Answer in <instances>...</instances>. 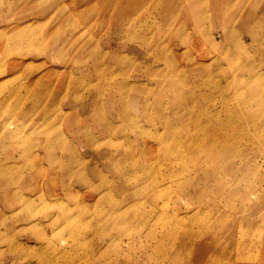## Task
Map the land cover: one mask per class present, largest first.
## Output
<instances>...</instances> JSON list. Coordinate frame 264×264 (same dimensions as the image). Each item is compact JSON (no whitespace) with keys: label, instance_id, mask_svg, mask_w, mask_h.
<instances>
[{"label":"rangeland","instance_id":"374dc122","mask_svg":"<svg viewBox=\"0 0 264 264\" xmlns=\"http://www.w3.org/2000/svg\"><path fill=\"white\" fill-rule=\"evenodd\" d=\"M0 264H264V0H0Z\"/></svg>","mask_w":264,"mask_h":264},{"label":"bare ground","instance_id":"6f19581e","mask_svg":"<svg viewBox=\"0 0 264 264\" xmlns=\"http://www.w3.org/2000/svg\"><path fill=\"white\" fill-rule=\"evenodd\" d=\"M9 41V40H8ZM7 44H8V42H7ZM9 45V44H8Z\"/></svg>","mask_w":264,"mask_h":264}]
</instances>
